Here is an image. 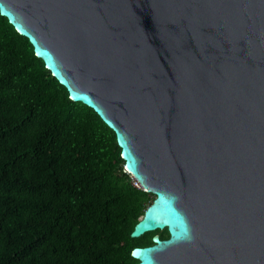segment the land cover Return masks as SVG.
Masks as SVG:
<instances>
[{
  "label": "water",
  "instance_id": "water-1",
  "mask_svg": "<svg viewBox=\"0 0 264 264\" xmlns=\"http://www.w3.org/2000/svg\"><path fill=\"white\" fill-rule=\"evenodd\" d=\"M154 195L136 264H264V0H0Z\"/></svg>",
  "mask_w": 264,
  "mask_h": 264
},
{
  "label": "trees",
  "instance_id": "trees-1",
  "mask_svg": "<svg viewBox=\"0 0 264 264\" xmlns=\"http://www.w3.org/2000/svg\"><path fill=\"white\" fill-rule=\"evenodd\" d=\"M116 135L0 14V264H136L154 195L134 184Z\"/></svg>",
  "mask_w": 264,
  "mask_h": 264
},
{
  "label": "rangeland",
  "instance_id": "rangeland-1",
  "mask_svg": "<svg viewBox=\"0 0 264 264\" xmlns=\"http://www.w3.org/2000/svg\"><path fill=\"white\" fill-rule=\"evenodd\" d=\"M131 178H132V180L134 181V184L136 185V186H138V183H137V181L132 177V176H130ZM139 187V186H138Z\"/></svg>",
  "mask_w": 264,
  "mask_h": 264
},
{
  "label": "built area",
  "instance_id": "built-area-1",
  "mask_svg": "<svg viewBox=\"0 0 264 264\" xmlns=\"http://www.w3.org/2000/svg\"><path fill=\"white\" fill-rule=\"evenodd\" d=\"M139 186V185H138Z\"/></svg>",
  "mask_w": 264,
  "mask_h": 264
}]
</instances>
